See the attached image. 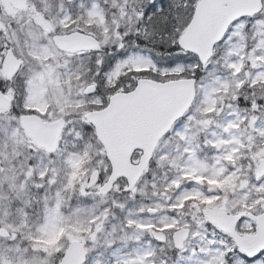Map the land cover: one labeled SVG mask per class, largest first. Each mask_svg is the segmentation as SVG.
<instances>
[{"label": "snow or ice", "instance_id": "1", "mask_svg": "<svg viewBox=\"0 0 264 264\" xmlns=\"http://www.w3.org/2000/svg\"><path fill=\"white\" fill-rule=\"evenodd\" d=\"M0 264H264V0H0Z\"/></svg>", "mask_w": 264, "mask_h": 264}]
</instances>
